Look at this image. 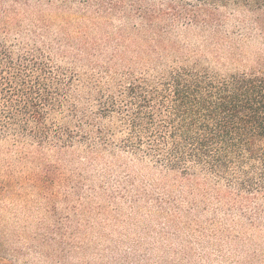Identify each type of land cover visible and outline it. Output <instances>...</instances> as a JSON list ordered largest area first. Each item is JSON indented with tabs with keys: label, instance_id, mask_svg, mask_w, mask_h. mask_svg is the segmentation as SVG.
<instances>
[{
	"label": "rangeland",
	"instance_id": "rangeland-1",
	"mask_svg": "<svg viewBox=\"0 0 264 264\" xmlns=\"http://www.w3.org/2000/svg\"><path fill=\"white\" fill-rule=\"evenodd\" d=\"M79 10L41 11L50 20L44 38L69 70L80 110L52 121L53 130L68 117L88 125L81 113L94 115L96 89L86 82L105 73L117 51L137 70L189 56L221 74L264 64V12L227 8L218 35L182 32L156 54L151 34L120 32V18ZM8 132L0 130V264H264V191L185 179L118 145L64 147Z\"/></svg>",
	"mask_w": 264,
	"mask_h": 264
},
{
	"label": "trees",
	"instance_id": "trees-1",
	"mask_svg": "<svg viewBox=\"0 0 264 264\" xmlns=\"http://www.w3.org/2000/svg\"><path fill=\"white\" fill-rule=\"evenodd\" d=\"M77 7L120 18V32L151 34L157 54V47L182 32L218 35L227 8L264 12V0H0V130L40 144L91 142L103 151L118 145L185 179L243 193L264 191V64L221 74L189 56L184 63L137 70L136 62L117 51L106 72L86 82L96 89L90 92L94 115L81 113L88 125L68 117L53 130L60 116L80 110L70 100L73 78L44 38L50 20L41 11ZM32 10L37 19L30 18ZM28 20L35 29L26 27Z\"/></svg>",
	"mask_w": 264,
	"mask_h": 264
}]
</instances>
